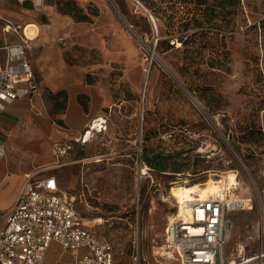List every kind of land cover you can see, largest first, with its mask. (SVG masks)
<instances>
[{"label": "rangeland", "instance_id": "1", "mask_svg": "<svg viewBox=\"0 0 264 264\" xmlns=\"http://www.w3.org/2000/svg\"><path fill=\"white\" fill-rule=\"evenodd\" d=\"M113 1L142 42L108 0H70L87 18L74 19L63 56L106 97L99 115L107 128L83 143L53 142L61 188L75 197L85 224L111 243L113 264H134L137 248L145 261L161 264L156 253L176 209L170 185L213 178L220 181L214 193L224 195L234 183L245 208L230 213L224 256L236 257L239 243L241 255H251L258 249L256 200L264 201V0ZM196 22L217 33L200 40ZM45 100L49 121L64 127L67 93H47ZM157 155L164 170L151 165ZM65 251L51 243L48 259L62 263L73 255Z\"/></svg>", "mask_w": 264, "mask_h": 264}, {"label": "built area", "instance_id": "2", "mask_svg": "<svg viewBox=\"0 0 264 264\" xmlns=\"http://www.w3.org/2000/svg\"><path fill=\"white\" fill-rule=\"evenodd\" d=\"M10 27L7 24L4 29ZM27 48L26 37L20 43L0 44V111L18 97H32L41 92L26 55ZM106 128L107 117L96 115L76 140L85 142L88 131L101 132ZM239 200L234 183L224 195H196L186 200L187 217L176 214L164 227L156 256L165 262L159 263L264 264V201L259 199L255 222L257 251L251 255L224 256L233 224L230 213L245 208ZM246 200L252 207L253 197L248 196ZM0 217H4V224L0 226V264H113L111 243L99 238L85 224V218L75 206V197L61 188L53 173L41 176L27 173L12 206ZM52 241L74 252V257L63 263L47 261L46 252ZM134 264L157 263L145 261L137 248Z\"/></svg>", "mask_w": 264, "mask_h": 264}, {"label": "crops", "instance_id": "3", "mask_svg": "<svg viewBox=\"0 0 264 264\" xmlns=\"http://www.w3.org/2000/svg\"><path fill=\"white\" fill-rule=\"evenodd\" d=\"M29 23L37 27L33 35L25 33ZM73 23V17L57 11L54 2L0 0V44L28 39L26 55L41 86L39 94L18 97L0 111V214L12 206L27 173L56 175L53 142L58 145L59 140L67 138L80 142L77 135L107 102L99 86L86 81L85 69L69 64L63 56L65 38ZM7 24L11 27L5 30ZM63 90L67 93L61 113L65 126L58 127L46 115L45 96ZM3 224L4 217H0V226ZM51 243L59 245L56 241ZM50 253L49 246L47 261L57 262L48 259ZM72 253L61 262L71 260Z\"/></svg>", "mask_w": 264, "mask_h": 264}, {"label": "bare ground", "instance_id": "4", "mask_svg": "<svg viewBox=\"0 0 264 264\" xmlns=\"http://www.w3.org/2000/svg\"><path fill=\"white\" fill-rule=\"evenodd\" d=\"M36 29H37V27H36L35 24L29 23L25 27V33L27 35H33L36 32ZM147 48L150 51L152 50V48L149 47V46H147ZM153 55L155 56V54H153ZM191 98L194 101L196 99L194 95ZM196 103L197 104L199 103L198 104L199 107L202 110H204L203 106L201 105V103L198 100H197ZM90 135H91V131H88L87 134H86V139L89 138ZM145 173H146L145 166H141L140 165L139 169H138V175H141V177H143V175ZM136 179L138 180V178H136ZM170 186L171 187L169 189V195L174 198L173 206L176 209H175V212L168 217V220L173 219V217L176 214L180 215V216H182L184 218L187 217V214L189 213V207L186 204V200L193 199L196 195H199V197H217V196L221 195V194L218 195V194L214 193V191H215L214 188L217 187V189H218V187L220 186V181L216 180V179H213V178H209L205 182H201V183H197V182H194V183H191V184L178 183V184H173V185H170ZM237 248L239 249L238 255H241L243 253V250H244V245L242 243H239L237 245Z\"/></svg>", "mask_w": 264, "mask_h": 264}, {"label": "trees", "instance_id": "5", "mask_svg": "<svg viewBox=\"0 0 264 264\" xmlns=\"http://www.w3.org/2000/svg\"><path fill=\"white\" fill-rule=\"evenodd\" d=\"M56 5V9L57 11L64 13V14H69L73 17V19L75 20H84L87 18V15L85 13H79V8L76 7V5H70V0H68L66 2V7L63 5H60V0H56L55 2ZM117 6V5H116ZM119 9V8H118ZM120 11V10H119ZM121 12V11H120ZM122 14V13H121ZM182 19H189V16H181L179 15ZM195 25L197 27H200L201 24L199 22H196ZM202 27V26H201ZM215 28L211 25H206L203 26L201 29H197L195 30L193 33H199V38L200 40H205L206 42H208V38L211 36V33H217L215 30ZM184 41V40H183ZM182 41V42H183ZM63 92V91H61ZM196 98V97H195ZM197 99V98H196ZM161 155H157L155 157L154 162L151 163L152 166H154L155 168H158L159 170H164L162 167L164 166L162 163V157H160Z\"/></svg>", "mask_w": 264, "mask_h": 264}, {"label": "water", "instance_id": "6", "mask_svg": "<svg viewBox=\"0 0 264 264\" xmlns=\"http://www.w3.org/2000/svg\"><path fill=\"white\" fill-rule=\"evenodd\" d=\"M109 4L111 5L112 9L114 10V12L116 13V15L121 19V21L124 23V25L130 30V32L138 38L139 41L142 42V39L137 35V33L135 32V30L131 27V25L125 20V18L123 17V15L121 14V12L119 11L118 7L116 6L115 2L113 0H108ZM147 11V10H146ZM148 12V11H147ZM149 16L151 17L150 13L148 12ZM152 18V17H151ZM153 20V18H152ZM150 55L151 57L154 56V47H152V50L150 51ZM156 58V60L160 63V65L166 70V72L179 84V86L190 96L193 97V95L191 94V92L181 83V81H179V79L177 78V76L166 66V64L157 56H154ZM195 101L197 102V100L195 99ZM199 104V103H198ZM204 113V115L209 118L208 113L203 110L202 111ZM221 133V132H220ZM225 142L227 143V138L225 139ZM238 159L240 160V158L238 157ZM241 161V160H240Z\"/></svg>", "mask_w": 264, "mask_h": 264}]
</instances>
